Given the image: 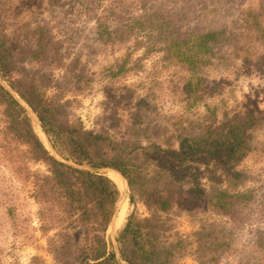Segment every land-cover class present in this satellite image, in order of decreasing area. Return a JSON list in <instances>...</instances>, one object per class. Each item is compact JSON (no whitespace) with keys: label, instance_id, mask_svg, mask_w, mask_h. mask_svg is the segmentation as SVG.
Here are the masks:
<instances>
[{"label":"trees","instance_id":"1","mask_svg":"<svg viewBox=\"0 0 264 264\" xmlns=\"http://www.w3.org/2000/svg\"><path fill=\"white\" fill-rule=\"evenodd\" d=\"M50 6L86 14L100 25L109 18L118 19L124 31L149 22L147 34L164 42V61L195 70L210 64L209 55L217 46L230 47L234 59L244 63L264 61V0L257 8L243 11L235 29L190 31L182 39L167 21L154 22L150 0H0V78L9 86L0 82V123L11 142L25 147L26 160L47 168L46 173L29 171L28 178L30 197L39 206V231L47 237L54 263L119 264L110 251L107 233L120 188L98 172L113 169L127 181L131 207L140 199L149 212L144 218L136 209L128 215L117 237L122 260L126 264H178L185 241L172 219L164 216L179 208L191 215L214 211L236 218L240 194L204 188L198 163L214 161L230 168L250 156L256 148L253 132L264 126V110L245 109L189 136L159 129L150 135V123L143 128L144 99L137 101L132 122L117 119L100 129L71 122L60 114L59 101L48 98L35 77L22 68L27 59L56 58L44 29L34 28L26 19L27 14H41ZM12 92L37 115L55 154L36 134L27 110ZM242 176L232 173L234 187ZM13 211L11 207L10 216Z\"/></svg>","mask_w":264,"mask_h":264},{"label":"rangeland","instance_id":"2","mask_svg":"<svg viewBox=\"0 0 264 264\" xmlns=\"http://www.w3.org/2000/svg\"><path fill=\"white\" fill-rule=\"evenodd\" d=\"M259 2L150 0L149 13L157 24L167 21L182 39L190 31L235 29L241 13L257 8ZM26 19L34 28L44 29L56 58L27 59L22 68L35 77L48 98L59 101L63 117L87 129H100L117 119L132 122L139 99L147 105L143 128L150 123L153 136L156 129L176 136L195 135L245 109L264 110V61L234 59L230 47H215L210 64L191 70L164 61V42L147 34L151 27L146 21L124 31L118 19L100 25L95 18L60 6H50L41 14L32 12ZM0 82L9 89L5 80ZM21 102L36 134L52 151L37 115ZM253 137L255 151L230 168L214 161L198 163L204 188L240 194L236 218L214 211L191 215L179 208L164 216L172 219L185 241L178 264H264V126ZM22 151L25 147L11 142L0 123V263L55 264L47 251V237L39 231V206L30 197L28 178L29 171L46 173L47 168L26 160ZM233 172L243 174L235 187ZM100 173L112 179L107 171ZM127 194L124 221L119 226L115 222L107 233L115 254L118 234L133 209L143 218L149 216L140 199L131 207L129 188ZM118 262L125 264L120 258Z\"/></svg>","mask_w":264,"mask_h":264},{"label":"bare ground","instance_id":"3","mask_svg":"<svg viewBox=\"0 0 264 264\" xmlns=\"http://www.w3.org/2000/svg\"><path fill=\"white\" fill-rule=\"evenodd\" d=\"M41 132H42V130H41ZM43 136H44V134H43ZM44 138H45V136H44ZM107 175H111L113 181L118 185V187L121 190L125 189L126 196H128V194H127L128 193V187H127V184H126L125 180L123 179V177L119 173L114 172V171H108ZM127 205H128V198L125 200L124 203L123 202L119 203V207H118L119 210H118V213H117V216L115 219V222L117 223L118 226L121 225L125 219Z\"/></svg>","mask_w":264,"mask_h":264},{"label":"water","instance_id":"4","mask_svg":"<svg viewBox=\"0 0 264 264\" xmlns=\"http://www.w3.org/2000/svg\"><path fill=\"white\" fill-rule=\"evenodd\" d=\"M18 99V98H17ZM19 100V99H18ZM20 101V103L22 104V102H21V100H19ZM25 103V102H24ZM26 107H28L29 108V106L25 103L24 104ZM22 106H23V104H22ZM24 107V106H23ZM51 150L52 151H50L51 153H53V154H55L54 153V151H53V149H52V147H51ZM88 169V168H87ZM88 170H90V169H88ZM101 171H114V172H117V171H115V170H113V169H98V172L100 173ZM117 173H119V172H117ZM101 174V173H100ZM120 174V173H119ZM121 175V174H120ZM122 176V175H121ZM123 177V176H122ZM123 179L125 180V178L123 177ZM125 182H126V184H127V181L125 180ZM127 187H128V184H127ZM129 188V187H128ZM120 190V198H119V202H118V207H119V203L120 202H125V200H126V192H125V189H119ZM117 207V211H116V214H115V217H114V219H113V221H112V223H111V225H110V228H112L113 226H114V223H115V219H116V216H117V213H118V210H119V208ZM109 228V229H110ZM116 256H117V259H119L120 258V260L122 261V262H124L123 260H122V258H121V256H120V253L118 252V254L116 253ZM125 263V262H124ZM126 264V263H125Z\"/></svg>","mask_w":264,"mask_h":264}]
</instances>
